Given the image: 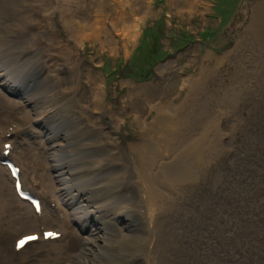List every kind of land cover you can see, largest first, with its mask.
<instances>
[{"label": "rangeland", "instance_id": "rangeland-1", "mask_svg": "<svg viewBox=\"0 0 264 264\" xmlns=\"http://www.w3.org/2000/svg\"><path fill=\"white\" fill-rule=\"evenodd\" d=\"M7 2L9 8L0 10L1 27L12 28L19 17L27 18L26 24L40 22L33 18L37 11L54 13L52 26L43 33H32L36 28L27 26L15 29V39L9 37L13 42L7 45L15 47L16 57L28 55L29 67L39 77L35 82L46 78L54 92L50 105L39 104L37 112L36 103L26 107L23 101L27 114L14 117L13 128L23 130L17 151L20 144L22 151L35 149L29 167L36 169L39 160L50 184L57 186L58 194L64 192V208L66 204L80 215L74 225L82 237L66 221L79 254L73 264H152L170 219L180 221L181 229L197 232L191 236L204 235L210 224H198L195 216L207 210L215 229L219 221L225 222L223 231L231 225L237 237L239 227L251 223L264 229V0H230L232 6L237 3L234 9L222 0L73 1L78 23L89 14L108 26L115 19H127L132 26L130 35L112 27L110 39L96 41L90 31L70 32L71 0ZM154 47L156 53L161 51L157 58L148 54ZM5 50L0 49L3 58L16 59ZM48 58L54 60L52 66L44 64ZM73 75L75 87L66 86L65 77ZM7 83L14 86V81ZM149 85L158 89L153 94L143 89L146 107L132 108V99L137 101L142 87ZM57 90L64 98L56 97ZM229 97H235L237 105L229 103ZM44 117L52 119L42 130ZM60 117L72 121L69 130L81 132L74 146L52 132ZM160 124L170 128L171 146L163 139L151 141V129ZM46 146L48 153L42 152ZM137 182L148 189H140ZM205 185L218 186L215 200L210 205L190 203L203 195ZM151 190L161 191L166 199L153 201L142 194ZM175 202L182 208L171 212ZM55 218L52 213L51 220ZM235 241L228 252L236 248ZM203 243L208 245V240ZM202 253L198 251L200 258Z\"/></svg>", "mask_w": 264, "mask_h": 264}, {"label": "bare ground", "instance_id": "bare-ground-1", "mask_svg": "<svg viewBox=\"0 0 264 264\" xmlns=\"http://www.w3.org/2000/svg\"><path fill=\"white\" fill-rule=\"evenodd\" d=\"M71 1H72V3L70 4L71 16L67 20V27L69 28L72 34L82 35L84 32L86 34V32L90 31L91 33H94L93 35L94 40L108 39L112 34L111 32V30L113 29L112 27H114L116 30L119 29L120 31L123 30V33L125 34L127 33V35H130L129 29H132V26L131 24L129 25L127 19L124 20L115 19L114 21L112 20L108 26L104 20L100 22L97 16L94 18L93 15L88 16L89 15L88 14L81 20V23H78L74 17L75 10L72 9V4L76 3L73 1L76 0H71ZM7 4H8L7 0H4L2 5L0 6V10L4 9V6H6ZM53 17H54V13H46V11L44 10L37 11L33 13V18L37 20L42 19V21L40 22L31 21L28 24H26L25 21L27 18L19 17L17 19H13V22L11 24L12 28H11L9 26L1 27V21H3L2 20L3 17L0 13V30H4L6 34L9 35L8 37H6L0 33V49L2 50L6 48L5 53H11V52L14 53L15 47H9L7 44L11 41L13 42V39L9 37H14L15 39V29L18 28L21 29L27 26H31L30 28L32 29L36 28V30L34 29L36 32H32V33L35 34L43 33V30H45L47 27L50 28L52 26L53 22L51 21H53ZM75 21H76V26L74 25ZM32 22L34 24H31ZM36 40L38 42H41V39L39 40L36 39ZM15 43H17V41ZM1 54L2 52L0 53V142H2L3 145L6 142H8L7 136L9 130L7 129L4 132L6 126L9 125L10 121L14 119V117L16 116L22 117L23 115L27 114L28 110L24 111L22 108L24 103L23 101L26 100L28 102L26 107H29L31 103H36L37 107L33 109V111L37 112V110L40 109L38 107L39 104H42L43 107L47 106V104L50 105L49 102L51 101V99L49 95L54 92L49 90L50 84L46 78L42 79L38 83L35 82L38 81L39 77L38 76L35 77L34 70L31 67H29L33 65L28 63L30 62L28 55H26V57H22L21 54V56L16 57L14 53L13 56L16 59H13L11 56H8L7 58H3ZM53 61H54L53 59L48 58V60H46V63L44 62V64H48L47 62H50L49 66H52L51 63H53ZM40 64L41 63H39L38 65L41 66ZM34 67L37 72L39 69L37 68V66ZM42 73H41L42 76H45L47 70L46 71L43 70ZM60 73L61 71H59L58 74L56 75L57 78ZM74 75L73 77L71 76L65 77L66 86H71V87L74 86L75 81H72L74 80ZM12 81H14V86L9 85L7 83ZM11 86L14 87V91L15 90L17 91L16 93L11 90L12 89ZM239 86L241 87L242 85ZM4 87L5 89H9L13 94L12 97L15 98L12 97L10 98V96H8L5 93L3 91ZM152 87L153 85L142 87V92L138 93L137 96L138 100L134 101L132 99V104H131L132 108L136 107L137 109L141 110L142 108L146 107L147 102L145 101V98L143 96L147 97V93L143 89L148 88V90H151V93L153 94L156 91V89H158V87L156 86L153 88ZM6 92L8 91L6 90ZM68 92L70 93V91ZM58 93H59L58 98L61 99L64 98V94L58 92V90L57 93H55V95ZM52 98H54V96ZM228 100L229 103L234 102L235 105H237V103L239 102L235 97H229ZM22 110L24 111L23 113H21ZM85 115H87V113ZM61 118L62 120H60ZM140 118L141 116H139V119ZM50 119H52V117L50 118L48 117L45 121L43 120V122L41 123L42 130H43L42 126L48 124ZM59 120L58 123L55 124L53 123V126L51 128L53 134L60 135L58 140L63 139L65 143L68 144L67 146L69 145L74 146L71 143L79 139L77 135L78 134L81 135V132H78L77 134L69 130L70 125L72 123L70 119H65L64 117H60ZM139 121L140 123L142 122L141 119ZM24 125L25 128L29 127L28 122H24ZM151 130L153 131L152 134H150L151 141L154 140L159 141L163 139L166 144H169L167 146H171L172 144H174L171 138V133H170L171 130L168 127V125L165 126L161 125V127L155 126ZM2 131L5 133L4 137L2 136ZM32 132H34V129L30 131V133ZM67 135H71V136L67 138L66 137ZM104 138L107 139V133L104 134ZM44 148L45 149H43L42 152L48 153L47 146ZM141 148L142 147H140V149ZM22 150H23V146L20 144L19 152H17L15 155H11L10 158L11 160H14L16 163H19L21 159L23 163L24 168L22 174L24 175V178L21 179L20 181L21 185H23V188L26 191L39 197L42 202H46L50 206L54 205V209H56V212L58 213L59 216L56 220L53 221H50L52 213L51 216L50 215L46 216L45 212H42L41 215L37 216L35 212L30 210L17 197L15 180L12 177V173L8 169V167H4V168L0 167V264H71L74 260L77 261L79 259V254L77 252H76L77 255L75 254L76 242L75 240H72L73 238H75L74 237L75 233L71 231L70 227L74 228L79 234H81L76 229L77 227L73 225L75 219L79 218L80 215L72 213L73 211L72 208L67 207L66 204L68 200L66 199L64 192L60 191L59 193L60 195H59L58 190L56 189L57 186L50 184V181L46 178L44 169L41 168L42 165L39 162V160L34 163L37 164L36 169L29 167L32 160L31 153H33L35 149L32 150L33 152L31 153ZM147 154L150 155V153ZM154 156L155 155L153 154L151 158ZM122 183L123 182H121V184ZM136 186H138L142 190L144 189L145 191L146 189H148L147 185L143 186L139 182L136 183ZM208 186L209 185L204 186L201 192L203 194L202 196L193 197V199H190V203H192L193 205L196 204L210 205V203L213 200H215L216 190H218L217 189L218 186L217 185L213 187L212 186L208 187ZM146 193L149 195V197H151L149 199H153V201H158L160 198L166 199V197L164 196L165 194H163L161 191L158 190H151L149 192H144L142 194H146ZM145 198L148 199L147 197ZM122 200L123 201H121L120 204L124 203V199ZM62 202L66 203L64 204L65 208L62 206L63 205ZM188 203L189 202L187 201V204ZM182 205H183L182 203L175 202V206L171 212L180 211ZM194 215L195 213H193V216ZM141 216L144 219V221L147 219V215H141ZM195 217L197 219L198 224L201 223L203 226L210 224L208 225L206 234L203 235L199 233L198 235L191 236V233L195 234L197 232L193 231V229H188V228L181 229L182 223L180 221L170 219L169 221L170 225L167 228V232L157 242V251L156 254L152 256V261H153L152 264H264V229H262V226L260 225L254 226L253 223H251L250 227L246 229H244L241 226L239 227L240 236L237 237L238 231L234 230L231 225H228L227 230L223 231L225 227V222L222 224L221 221H219L217 223L218 228L215 229V227H213L215 226V224L211 223V220L213 219L214 216L211 214L209 210H207L205 214L202 212V215H197ZM47 221L50 222L47 223ZM66 221L70 223L69 225L70 227L68 226ZM198 224L195 225L197 229L200 228ZM239 225L240 224L238 223V226ZM49 231L50 232L52 231L54 234H59L60 235L59 238L54 240L51 239L46 240L45 234ZM33 234L39 235L38 242L30 243L23 249L18 250L17 248L18 242L25 236L27 237ZM198 237H202L203 239L202 242L200 241L197 242ZM236 237H237V241H235ZM205 239L208 240V245L203 243ZM234 241L236 244V248L234 249V251L228 252L227 250L228 245L233 243ZM198 244H200V248H198L197 246ZM215 248L217 249V251H214ZM222 248H224V251L223 250L221 251ZM65 249L68 251L69 254L67 253V251H65ZM199 250L203 251L202 258H200V256L198 255ZM61 252H62L61 254L62 259L59 261L58 256L60 255ZM64 253H66L65 257L66 256L68 257L67 260H64L65 259ZM224 256L226 258H224ZM77 264L79 263L77 262Z\"/></svg>", "mask_w": 264, "mask_h": 264}]
</instances>
